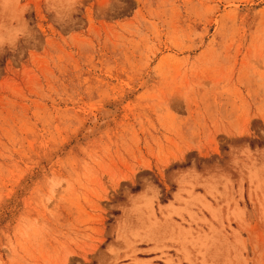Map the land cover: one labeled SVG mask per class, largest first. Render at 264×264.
<instances>
[{
  "label": "rangeland",
  "instance_id": "1",
  "mask_svg": "<svg viewBox=\"0 0 264 264\" xmlns=\"http://www.w3.org/2000/svg\"><path fill=\"white\" fill-rule=\"evenodd\" d=\"M0 264H264V0H0Z\"/></svg>",
  "mask_w": 264,
  "mask_h": 264
}]
</instances>
